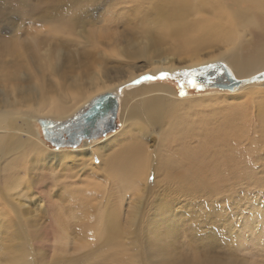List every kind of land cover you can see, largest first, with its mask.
Returning a JSON list of instances; mask_svg holds the SVG:
<instances>
[{
	"label": "rangeland",
	"instance_id": "374dc122",
	"mask_svg": "<svg viewBox=\"0 0 264 264\" xmlns=\"http://www.w3.org/2000/svg\"><path fill=\"white\" fill-rule=\"evenodd\" d=\"M186 2L185 19L194 23L212 4ZM162 10L154 0H0V264H264V110L240 108L225 141L198 146L205 143L204 116L252 95L250 84L239 100L221 95L204 73L205 65H227L208 59L225 42L233 40L226 46L235 48L240 24L228 39L214 35L197 53L198 64L185 52L165 50L169 43L135 52L141 34L161 27ZM252 38L242 36L243 49ZM21 45L25 61L15 56ZM44 49L52 69L41 63ZM166 56L174 67L152 74L153 61ZM99 79L117 86L122 105L114 130L92 139L101 160L91 167L86 152L69 150L84 140L54 145L36 118L64 120L79 110L61 104L56 110H73L70 115L40 111L44 92L70 100L74 84L85 90ZM157 83L178 96L174 131L166 121L150 124L140 116L139 107L155 103L159 92H134ZM123 125L117 138L109 137ZM128 136L139 150L112 172L102 158L122 156ZM34 137L65 150L24 147Z\"/></svg>",
	"mask_w": 264,
	"mask_h": 264
},
{
	"label": "bare ground",
	"instance_id": "6f19581e",
	"mask_svg": "<svg viewBox=\"0 0 264 264\" xmlns=\"http://www.w3.org/2000/svg\"><path fill=\"white\" fill-rule=\"evenodd\" d=\"M214 1L215 3L213 4ZM209 2H211L212 4L204 6V9L206 11L205 14H207V17H204V19H202L203 21L194 23L188 21V19H185V16L188 15L191 10L187 5L186 0H154V9H163L162 13L164 14V17L162 20V25L156 31L141 34L142 41L140 42L142 43V45H138L136 49L137 51L135 50V52L142 53L143 55L144 51H147L149 47H152L153 49H162L161 47L164 44L169 43L168 48H166L165 50H179L181 52H185L187 54V57L196 59L194 62L189 61L191 65H194L202 61L197 56L200 51L206 49L209 46L212 40L211 38H213L214 35H216L217 40H224L226 38L228 39L233 36L232 34L234 33L235 26L240 24L239 35H237V37L235 38V44L233 45L235 48L231 46V48L227 49V46L231 44L233 40L230 43L225 42L223 44L225 46V49L218 55L210 57L208 60L221 59L225 61L228 66L226 64L224 65L227 67V70L230 72L231 76L234 79L241 81L239 84H232L231 87H217L219 89V91L217 92H219L221 95L223 94L224 96H230L232 98H235L236 100H239L240 94L244 90L243 86L246 84H250V88L247 89V93L251 92L252 95L247 100V102L235 103L236 107L232 109L230 107L225 110H223V108L222 110L216 111L217 109L215 108L216 110H214L212 114H209L211 116L203 117L202 120L204 121L205 126H207L208 128L204 127L203 129L204 139H201H203L205 143L198 145L200 146V149L208 147V145H218L221 144V141H225L227 137V133L225 131L230 132L233 129V125L236 124L235 122L239 117L237 113L240 108L242 110L243 107L250 106L252 110H258L259 113L260 111L262 112V110H264V91L260 92V89L263 88L264 85L261 86V83L255 84V81L250 80V78L255 75H252L253 72L257 71L261 67H264V0H209ZM187 10H189V12H187ZM243 35L253 36L251 46L244 49V45H242ZM22 48H24L23 45L18 46L15 56H20V60L25 61L26 55L25 53L21 52ZM41 52L42 51H40V53ZM47 54V50H45L40 60L42 61L41 63L44 65V67L52 69V63L50 62L51 59H49V56ZM218 63L221 62L215 63L214 68L208 70L207 73H211L210 78L215 80V82H218L216 81L217 79L219 80L218 83L222 82V84H224L226 82V79L225 77H223V75H221L222 68L217 65ZM153 65H155L153 69L149 70L152 74L161 69L171 70L174 67V63L167 56L162 59L160 58L153 61ZM12 74L13 73H11L10 75L12 76ZM4 76L9 77L8 75ZM258 81L259 80H257V82ZM128 82L129 81H124L118 85L123 86L128 84ZM146 82L147 83L140 82L142 84L138 86L134 85L133 87L129 86V88L126 89L142 87L148 84V81ZM74 86L75 88L70 91V100H66L63 98L55 100V96L60 95H49L46 92L43 93L44 87H42L41 93L47 95H41L38 109L40 111H46L53 114H56L58 112H66L70 115L73 110L71 112H68V110H56V108H58L62 104L64 107L71 106L73 107V109L79 108L80 110L85 104L90 102L92 98H94L98 94L105 91H111L116 94L121 110V95H119L117 92V86L108 88L102 79H99L98 82H93V85L85 90L77 87L75 84ZM49 90H52V87L49 88ZM143 91H147L148 93H152L155 91L159 93L154 95L157 98L155 103L142 104L139 107L138 110H140V116L150 124L166 121L168 122L170 130H176V124H178V121H176V116L173 115L175 111H172L175 109V106L173 107V105L177 99L176 92L172 88L167 87V85L157 83L149 86L148 88H142L134 93L136 94ZM222 104L224 103L222 102ZM232 105L233 104L231 103V106ZM132 114H130V116ZM206 114H208V112ZM216 114H221L220 117L222 118V120H215ZM127 127L128 125L126 126V128ZM120 129H122L120 133L118 132V130H116L111 133L109 137H114V139L117 138L125 130V125H123ZM28 136L31 137L32 135L28 134ZM172 136L173 133L171 132L169 134V137ZM97 142L99 141L84 139L83 144L81 143L80 145H78V147L69 150H72L73 152H86L87 154L85 156L88 159L87 165L94 167L93 164H95L96 159L100 157L98 158V163H100L101 160V156L99 154L100 149L98 150V152H96V154L98 155L97 157L94 152V146H92ZM124 143H127V146L123 149L122 156L114 155L115 152H110L105 158H102V163L111 164L112 172H119L120 168L122 167L121 163H126L127 159L139 150L138 142H136L135 138H132V136L124 138ZM42 145H44L43 142L39 139H35L34 137V139L26 141L24 147L28 146L40 151H51L50 154L61 153V155L63 154L62 150H65L48 148L47 146ZM107 146H109V144H107ZM195 153H197L198 155H196ZM193 155H196V159H198L200 151H194ZM193 158L191 162L196 161ZM190 164L192 165L193 162Z\"/></svg>",
	"mask_w": 264,
	"mask_h": 264
},
{
	"label": "water",
	"instance_id": "95a60500",
	"mask_svg": "<svg viewBox=\"0 0 264 264\" xmlns=\"http://www.w3.org/2000/svg\"><path fill=\"white\" fill-rule=\"evenodd\" d=\"M217 65L222 68L221 75L225 77L226 82L224 84H222V82L218 83L219 80L216 79L218 82H215L214 80L212 82V86L224 88L231 87L232 84L235 85L241 82L240 80H236L231 76L230 72L227 70V67L223 63H218ZM213 68L214 67L206 68L204 73L211 77V73L207 72ZM203 76L206 78L205 75ZM262 79H264V72L256 74L250 78L251 81ZM118 109L119 103L116 94L111 91H106L92 98V100L80 110H78L76 114L64 120H53L45 117H38L36 118V122L41 127L44 137L47 131L48 134L64 133L69 137H76V141L74 143L76 146L84 139H95L110 131H113ZM72 121L74 122V125H71ZM105 129L111 130L105 132ZM66 147H74V145L68 144Z\"/></svg>",
	"mask_w": 264,
	"mask_h": 264
},
{
	"label": "flooded vegetation",
	"instance_id": "af4514ba",
	"mask_svg": "<svg viewBox=\"0 0 264 264\" xmlns=\"http://www.w3.org/2000/svg\"><path fill=\"white\" fill-rule=\"evenodd\" d=\"M212 82L214 81L213 79L211 80ZM71 125H74V122H71ZM45 138L50 141L54 145H63L66 146L68 144H73L75 145L76 137H69L68 135L62 133L58 134H48V131L45 133Z\"/></svg>",
	"mask_w": 264,
	"mask_h": 264
},
{
	"label": "snow or ice",
	"instance_id": "6c2138e0",
	"mask_svg": "<svg viewBox=\"0 0 264 264\" xmlns=\"http://www.w3.org/2000/svg\"><path fill=\"white\" fill-rule=\"evenodd\" d=\"M204 67H205V68H211V67H214V65L209 64V65H205ZM162 75H166V74H163V73H162ZM110 130H111V129H105L104 131L107 132V131H110Z\"/></svg>",
	"mask_w": 264,
	"mask_h": 264
}]
</instances>
